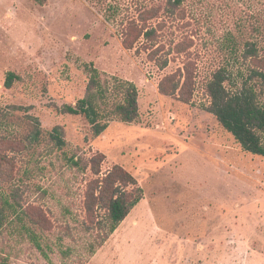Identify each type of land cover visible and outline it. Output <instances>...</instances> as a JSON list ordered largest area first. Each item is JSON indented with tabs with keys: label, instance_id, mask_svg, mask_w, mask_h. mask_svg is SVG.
I'll use <instances>...</instances> for the list:
<instances>
[{
	"label": "rangeland",
	"instance_id": "obj_1",
	"mask_svg": "<svg viewBox=\"0 0 264 264\" xmlns=\"http://www.w3.org/2000/svg\"><path fill=\"white\" fill-rule=\"evenodd\" d=\"M164 3L0 0V261L264 264V158L243 151L207 111L206 92L220 69L228 88L248 77L244 52L251 45L264 59V0H183L184 20H168L163 34L157 60L170 61L161 69L146 51L123 47L122 29L144 8ZM183 40L193 42L187 57L172 51ZM187 61L195 65L191 102L161 95L163 78ZM10 74L17 79L7 88ZM95 74V99L108 125L98 137L84 116L62 113L84 98ZM125 82L139 91L140 116L132 124L108 116ZM56 127L64 132L62 149L51 138ZM98 153L105 156L102 173L124 167L143 199L90 257L89 245L99 241L86 219L85 194L96 177L69 159L84 165ZM33 236L50 247L49 258Z\"/></svg>",
	"mask_w": 264,
	"mask_h": 264
},
{
	"label": "trees",
	"instance_id": "obj_2",
	"mask_svg": "<svg viewBox=\"0 0 264 264\" xmlns=\"http://www.w3.org/2000/svg\"><path fill=\"white\" fill-rule=\"evenodd\" d=\"M183 0H165L163 6L144 8L139 12L137 18L130 20L122 29V43L127 50H144L149 53V59L158 63L159 54L165 51L162 38L168 20L176 18L184 20V14L180 10ZM113 16L108 17V21ZM193 47L191 40H183L174 43L172 51L177 56H189ZM244 57L251 61L250 74L241 84H235L228 88L226 83L230 81L228 73L224 69L218 70L209 80L206 92L210 98V106L207 111L213 114L222 127L232 134L242 150L255 156L264 158V104L260 100V92L264 91V59L259 57L255 46L251 45L244 52ZM157 64L159 68L165 69L168 66L169 58L163 57ZM189 59V57H188ZM90 71H93L90 69ZM17 79L15 74L7 77L6 87H12ZM97 74L90 77L86 94L75 106H64L62 113L70 115H82L91 125L94 134L100 136L108 128L101 120L107 116H101L100 109L95 99L94 86L97 85ZM195 86V65L191 61L184 64L183 69L177 73L163 78L159 84V92L163 96L176 97L190 103L194 95ZM261 88V90H260ZM121 100L113 104L108 116L125 123L132 124L138 121L139 91L130 82L120 85ZM39 132H36L35 139ZM55 146L62 149L66 146L62 127H56L51 133ZM105 156L98 153L91 157L84 165L79 157H71L69 164L79 170L90 168L91 173L96 177L89 181L85 194V211L88 225L96 233L98 245H89L88 254L92 257L98 249L104 246L109 237L117 230L129 216L130 212L143 199V190L137 179L124 167L115 165L111 170L102 173L101 166ZM102 212V216L100 215ZM27 217H32L24 212ZM4 214L0 211V228ZM38 226L39 222H34ZM29 233L27 228H23ZM32 234V233H31ZM30 234V235H31ZM88 234V233H87ZM36 248L49 258V250L43 248L37 238L32 237ZM71 253V250L63 252L64 256ZM0 264H10L2 259Z\"/></svg>",
	"mask_w": 264,
	"mask_h": 264
}]
</instances>
